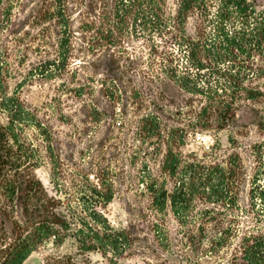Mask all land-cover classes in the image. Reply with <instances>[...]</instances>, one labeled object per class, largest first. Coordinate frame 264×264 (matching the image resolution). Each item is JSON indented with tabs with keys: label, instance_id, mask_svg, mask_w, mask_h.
<instances>
[{
	"label": "trees",
	"instance_id": "trees-1",
	"mask_svg": "<svg viewBox=\"0 0 264 264\" xmlns=\"http://www.w3.org/2000/svg\"><path fill=\"white\" fill-rule=\"evenodd\" d=\"M263 3L0 0V264L70 238L80 255L264 264V144L248 140L264 133ZM205 133L211 153H187ZM118 195L122 229L100 210Z\"/></svg>",
	"mask_w": 264,
	"mask_h": 264
},
{
	"label": "rangeland",
	"instance_id": "rangeland-1",
	"mask_svg": "<svg viewBox=\"0 0 264 264\" xmlns=\"http://www.w3.org/2000/svg\"><path fill=\"white\" fill-rule=\"evenodd\" d=\"M39 100V94L31 97V101L35 103ZM230 135L229 131H223L219 134L223 148L230 147ZM249 139L252 144L257 142L264 144V133L254 128L248 140ZM259 143H257V145H259ZM215 145L216 141L214 135L212 133H205L202 135L190 136L185 146V151L187 153H197L203 156L211 153ZM37 173L48 188H53L50 180L51 173L48 167L40 168ZM128 208L125 197L118 195L113 202L106 207L100 208V210L115 228L122 229L127 226L133 218ZM73 242V239L70 238L63 247L59 248L55 246L51 240L41 247L39 252L32 253L24 264H47L46 259L49 256H70L73 258V262L75 261L79 264H174L167 256L161 255V247L156 244H149L146 246V249H139V251H136V254L131 257L114 259L113 256H105L99 251L90 252L88 255L77 254V249ZM68 261L69 260H65L64 262L68 264ZM54 263H57V261H54Z\"/></svg>",
	"mask_w": 264,
	"mask_h": 264
}]
</instances>
